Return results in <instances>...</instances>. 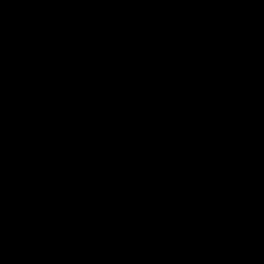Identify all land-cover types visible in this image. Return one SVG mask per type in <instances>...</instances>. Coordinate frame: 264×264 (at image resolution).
Instances as JSON below:
<instances>
[{"label": "water", "instance_id": "obj_1", "mask_svg": "<svg viewBox=\"0 0 264 264\" xmlns=\"http://www.w3.org/2000/svg\"><path fill=\"white\" fill-rule=\"evenodd\" d=\"M0 264H264V0H0Z\"/></svg>", "mask_w": 264, "mask_h": 264}]
</instances>
